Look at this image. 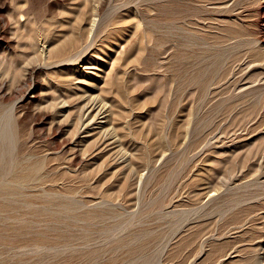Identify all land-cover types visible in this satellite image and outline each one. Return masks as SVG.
Returning <instances> with one entry per match:
<instances>
[{
	"label": "rangeland",
	"instance_id": "obj_1",
	"mask_svg": "<svg viewBox=\"0 0 264 264\" xmlns=\"http://www.w3.org/2000/svg\"><path fill=\"white\" fill-rule=\"evenodd\" d=\"M18 2L19 4L23 2L22 4H25L27 9L26 12H22V16L20 13H18V16V14L14 11V8L17 6L16 4H18ZM97 2L98 0H7V7L0 10V23L4 24V27L6 28V32L0 36V75H2V77L4 76L6 83L5 89L7 90L13 88V79L15 80L21 76L20 72L22 70L19 69H22L24 64H26L27 62V57L25 54H23V50H27V48H25V46L27 47V45L23 41L24 34L25 32H27L25 31L26 27L22 25L23 30L21 31L22 26L20 27V29L17 25H15V18H17L15 16L29 17L31 22L33 20L31 26L40 27L41 29H43V31H45L44 34L48 31V33L45 34L44 39H42V41L45 40L43 44L44 51L49 48V46H47L49 41H47L46 39L49 34L53 36L56 35L58 37L63 35L64 37L68 33H77L80 29L79 27L74 28L73 24L77 22L79 18V23L82 21V23H80L82 26H86L87 22H91L90 20L92 17L98 18H95L96 22H102L101 30L95 35V37L94 35L92 36V32H90L91 36H89V39H92V41L94 42H92L88 52L89 55L85 57L86 59H84V61H80L78 63H56V65L55 63H51L52 66L50 65V63H47L48 61L43 62V64H47L46 66H43V69L39 74V95L37 94L28 102H26V100L19 101V99H15L16 95H14V93H10L11 101L9 98L5 101H0L1 103H3V105L0 103V132H4V129L7 133V137L5 135L4 137L3 135L1 136L0 133V145H4V148H6V145H9L11 151L13 150L14 152H11L8 146L6 148V152H11V156H14V154L16 153L15 160L21 158L23 162H26L28 160L29 162H32L34 161V159H43V167L41 168V171L43 173L41 174L40 171L39 173H37V175L34 174L33 176H30L31 178L28 177L27 179L23 180V184L27 189L29 188L28 190H26L24 186V190H22L24 192L25 199H27V202L25 201L26 204H23L22 202H20L21 200H18L19 205H17L16 211L17 209L19 211H14L12 212V214L9 213V211H5L0 208V227H2L1 230H4L5 228V233L3 232V230L2 233H0L2 235L13 236L12 233H14V230H11V227L13 228V226L17 223L16 215H23L27 219L28 215L31 213V215L29 216L30 218L28 217L29 220H33V222H31L33 225L31 227L33 228L31 229V231H35L37 229L36 231L40 230L44 232L46 236H53L60 233L62 235H65L66 239L69 240L68 234L74 232L75 230L76 235L85 236L82 235V233L85 234L86 232V234L88 233L86 236H89L90 238L86 239L88 242L80 240H75L74 242L69 240V243L67 240L64 241L65 237H62L60 238V240H57L58 242H51L50 240V243L48 238L45 236L47 239L44 238L40 240V243H44L46 246L44 244L41 245L39 243V240L37 242L33 241L32 243V239L30 242L29 239L25 241V243L28 242L27 244L22 243L21 246H16L14 244L10 245L8 242H5L1 239L0 264H119L120 262L116 260L117 245L114 243V240H110L109 237L117 236L121 232L118 229L114 232L112 228L109 229V227L111 226H107L109 222H107L108 224H104V219H98V221L92 220V228H90L89 226L88 229L84 226L81 227V223L77 225L73 224L71 225L72 227H67L66 223L68 225L69 219L67 218H69L68 213L70 212V209H67L68 206H66V204L69 205L68 208H71V205L69 203L70 200H68V197L69 199H71L72 197L74 198V196L75 199H81L86 203L88 201L85 199L94 198V201H99L100 197L114 198V196L117 197V195L119 194L126 196V194H128L129 192L128 189L131 186H125L126 179L123 178V174L128 168L130 161L137 162L141 157L143 158H141L139 161H143L144 163L147 162L145 164L147 166L143 165L142 169L139 170L140 174L142 173V180L137 181V187H141L144 182L146 183L148 181L146 183L148 188L146 192L148 193V195L146 192L144 194L142 192L143 195L141 194L142 196L140 201H142L143 199L145 201H148L149 199L150 200L148 202H145L147 204L144 203L143 205L141 203L140 206L143 207H140L139 205L138 207L134 206L138 211L136 213L133 226L140 228L141 225L143 227V225L147 224L148 226L144 227H146L147 229L149 228L150 231H158L161 228L164 230V236L166 237H164L166 239V241H164L165 243L167 242V240L169 241L163 248L162 253L156 250L159 254L161 253V260H165L163 263L183 264L185 262L184 264H199L201 260L200 264H216V262L217 264H240V258H242L243 255L242 253L245 252L243 250L245 244L243 245V243H241L242 241L238 240L237 241L239 243L232 240L234 244H231L230 239L233 238V233L229 230V226L226 223V220L228 218V210L222 209L220 211L215 207L219 206L222 199H224L222 198V195L225 197L228 194V86L230 81V72L235 68H238L239 64L240 68L247 67L246 72L242 73L241 78L243 79L241 81L254 79L252 83L257 84V80H255V72L264 67V7L260 6V0H106L104 5L101 6V9L96 12L95 8H97ZM11 14L12 16L13 14L15 15L11 17ZM42 17L45 19H42ZM45 22L47 23V27L44 26L46 25ZM43 23L44 25H42ZM48 23L49 25L51 23V25L48 26ZM49 27H51V29ZM18 30L21 32H19ZM116 32L118 34H116ZM16 37L19 38L17 39ZM115 40L117 42H115ZM1 43H9L11 47L5 48L3 47V45H1ZM104 43L105 46L108 44L112 45L111 48H109L111 57L102 58L103 66L96 65L95 67L96 63L94 62V60H96L97 58H101V54L98 53H102ZM223 43L225 44L223 45ZM41 47L42 42H39V44H37L35 47L38 52H36L37 55L36 53H34V55L37 56L38 61L41 60ZM2 51L5 52L3 53ZM44 53L45 52H43V54ZM29 55L31 56L33 55V53H29L28 56ZM91 55H93V59L92 57L88 58ZM150 58H152L153 60L152 63L148 61V59ZM249 60L250 62H247ZM8 61L9 63H7ZM12 62H16V64H13ZM7 64L11 66L9 67ZM18 67L20 68L18 69ZM6 68L7 70H9L7 71ZM50 69H52V71ZM6 71L10 74L6 73ZM16 71H18L17 74ZM72 71L80 76H83L82 74L84 71L90 74L98 71L96 73L98 77L96 81L100 82L98 84L90 86L91 88H88V92L86 91L87 93L85 92L84 94L85 97H93L94 99L102 97L101 102H104L106 104L104 105V108H108L107 103H109L108 109H110V111L112 109L111 112L120 110L119 112H121V114L123 113L119 121L112 120V123H108L102 126V131L104 129L108 133V136L106 137H111L112 135H114L115 138L116 136H121L120 138L122 140L128 139L130 136L124 134V132H126V130L124 129V124L125 126L128 124L127 127L130 129L127 130L130 133L134 129L142 127L145 132V143H138L139 145L136 144L133 148V146L130 147L129 145H126V143H124L120 139V145H117V143L119 142L110 144L109 146L103 144V146L101 145L102 147L100 149L97 148L91 150L90 153L89 150L86 152L81 151L84 150V148L82 149V147L79 145L76 146L78 148L77 151L80 154L85 152V154H82V156L84 157L81 163H79L80 165L75 166V169H67L68 167H66V163L70 157L67 158L66 156H72L71 154L74 149L70 150L69 147L71 146H68V148L65 147L63 150H61V140H58L54 145H48L45 141H43V137L38 135V133L33 134L30 129V125L32 122H23L21 120L22 114H24V112L21 111V108H25L28 106L31 109H35L38 108V106H48L49 108L51 107L50 110L52 109L51 111H53V113L51 112V118L64 119V115L61 110L64 109V112L66 114L67 109H70V104H68V102L70 103V101L67 102V99H65V97L68 96V89L66 90V82L64 83L66 79L64 77L69 72L72 73ZM107 71L111 74H115L114 77L115 79H117V85L112 87L118 89L119 93V98L115 99V103H113L111 99H109L104 94H100L98 90L99 84L101 85L102 81L106 78ZM196 72H198L196 78L194 80H189V77ZM7 74L8 76L6 77ZM50 74L52 75L50 76ZM60 74L64 75V77ZM53 75L54 77H52ZM12 77L13 79H11ZM75 81L77 82V80ZM201 82H203V85L205 84L203 87L201 85ZM72 87L75 89L76 93L80 94L84 91L80 84H72ZM20 90L23 91L24 89L21 88ZM30 91L31 89H27V91L25 92L27 94H31L32 92ZM52 94L57 95L53 96ZM58 94H60V96ZM251 94H248L250 95V101H252L250 102L251 105L249 103L250 106L248 107V110L256 111L258 108L260 110H264V105L262 102V100L264 99V87L259 88L258 90H256V92H253ZM51 98H53V100ZM67 98L69 100V96ZM56 99L59 100L56 101ZM63 99H65L66 101H64ZM50 101L53 103H51ZM9 102L12 103L9 104ZM20 102L23 104L22 107H17L16 109L13 108L10 110L12 104H17ZM44 102L46 103L44 104ZM7 103L9 104V106L7 105ZM49 103L51 104L49 105ZM7 107L8 109H5ZM1 108L3 109L2 111ZM7 110H10L9 113L11 114H9ZM105 114L106 112L98 114V116H96L94 119L95 121H91V126H98V124L95 123L96 121L100 122L102 120L100 123H103L106 118L103 119L100 116ZM9 115L16 117L13 118ZM113 121L115 122V124H113ZM8 122L9 124H6ZM119 124L120 127H118ZM2 125H9V128L6 127L5 129V127H3ZM48 125L49 124L47 123L46 127H48ZM111 125H113L114 127ZM27 133H30L31 135L28 134L27 136ZM110 134L112 135L109 136ZM121 134H124V136ZM11 135L13 138L11 137ZM90 135L91 134L89 132H83L81 129V132L78 133L76 139H84L86 137L88 138L90 137ZM110 139L112 140L114 138ZM12 143L14 144L12 145ZM23 147L26 149H24ZM4 148L3 151L5 152ZM43 149L46 153L42 152ZM49 149L52 151H50ZM46 150H49V152H47ZM64 152L66 153L65 155ZM130 152H133V154ZM91 153L92 155H90ZM113 154L116 155L117 158ZM120 154H122L124 157H119ZM57 155H59L60 157ZM41 156H44V158H41ZM54 156L56 157L54 158ZM126 157L130 160L123 161V159ZM23 158L24 160L26 158V160L24 161ZM31 159L32 161H30ZM125 163L127 165L123 167V164ZM8 164L10 163L8 162L2 164V162L0 161V185L3 183V181L10 180L6 178L5 173L13 168V163H11L12 167ZM49 166L51 168L56 167V169L53 168V170L55 169L54 171L56 172V174L51 168H48ZM1 168L6 171H2ZM45 169H47L46 171H48V174ZM79 169L82 171H79ZM64 170H66V173L64 172ZM86 170H88L89 173ZM83 171H85L87 174H85V172ZM59 172L61 173V175L63 173L69 174L65 175V178L64 175H62L61 177V175H59ZM72 172H74L73 175ZM44 173H46L47 175ZM81 173H83L85 176H83V174L81 175ZM47 176L51 178H48ZM73 176H75V178ZM3 177L5 178L3 179ZM58 177L60 178L58 179ZM31 179H36L34 182L37 184L33 183ZM48 179L50 180L48 181ZM51 179L55 181H51ZM71 179L74 180L72 181ZM88 179L89 182L91 181L89 184L87 182ZM38 180L40 181V183ZM54 182L55 184H52ZM221 182L222 185H225H223V189H218L219 191H217L215 187L217 186V188H219L220 186H222ZM94 184H96V186ZM27 185H29V187ZM46 185H49L50 187H46ZM152 185H154V187H152ZM34 187L38 189H35ZM42 187H44L45 189ZM52 188H54L55 190ZM44 190L47 191L45 192ZM52 190H54L55 192L59 190V193L56 192V194H54L55 192H52ZM223 190L225 191L226 195H224ZM26 191L30 192L32 195H29L30 193H26ZM33 192L34 194H36L34 195ZM40 192L43 193V197ZM47 192L50 193L48 194L49 198L47 197ZM106 192L108 194L111 193L110 196ZM103 193L105 194V196ZM10 194L0 192V200L5 199L4 197H6L7 195V197L10 198L13 197V195L15 196V194L13 193ZM26 194H28L27 197ZM58 194L62 196L60 197ZM68 194L69 196H67ZM99 194H102L103 196H100ZM37 195H39L40 197ZM106 195H108L109 197H107ZM32 196L34 197L35 201L32 200ZM53 196L56 199H54ZM35 197L37 198V200ZM50 197L52 198V200ZM28 198L30 200H28ZM58 198L62 199L59 200ZM42 200L48 203L50 208L46 206L47 204H45V202L43 203ZM47 200H49L50 202ZM32 201L36 204H40L41 201L42 203L40 205H36ZM65 201H67L68 203L66 202L65 204ZM159 201L160 204H158ZM198 201L203 204L199 203ZM31 202L35 205V207L32 206ZM161 202L163 203V205H165V207L163 205L161 206ZM167 202L171 204H168V206ZM79 204L80 203H77V205ZM60 205L63 206L61 207ZM200 205L204 206L200 207ZM157 206L161 207L158 208ZM38 207H41L40 209L44 213L41 212ZM23 208L26 211L30 209V212L27 211L26 213ZM35 208H37L39 211L37 209L35 211H32ZM46 208H49V210H47ZM215 209L217 211H214ZM169 210H171L172 213ZM45 211L48 212L46 213ZM40 212L43 216L40 215ZM139 213L141 214L139 215ZM144 215H146V217H144ZM170 215H173V217ZM176 216L178 217V219H182L181 221L183 222H180V220V223H177L178 220L174 221V218L175 220L177 219ZM46 218L47 220L45 221ZM225 218L226 220H224ZM61 219H63V223L65 221L66 222L63 224L62 221H60ZM143 219L144 222L147 223H144ZM12 222L15 224H12ZM138 223H140L141 225H135ZM182 223L183 225L185 224L184 227H182L183 225H180ZM44 224L46 225V227ZM224 224L225 226H223ZM57 225H59L60 227L62 226V228H59V226L56 227ZM177 225L179 229L175 232L177 236H174L175 234H173V230H171L170 228H176ZM151 226L154 228L152 229ZM158 226H160V228H158ZM54 227L56 231L60 232L57 233ZM69 227H71L72 229ZM107 227L108 229H106ZM100 229L103 232H101L102 234L98 233ZM111 230L113 233L111 232ZM9 231L11 232V234ZM171 231L172 235L170 236L169 234H171ZM197 231L201 232H199V240L196 239L198 238V233H196ZM7 232H9V234ZM205 232L207 233V235ZM95 233H97V235H95ZM93 234L95 235V238L93 237ZM106 235L107 239H105ZM203 238L205 241L203 240ZM97 239H99L100 242L97 241ZM192 240L194 242H192ZM59 241L60 243L63 242L65 244L62 245V243L60 244ZM182 241H184V243H181ZM37 243L39 244L37 245ZM185 243H188V248L184 246ZM224 243H226V245L228 244V247ZM217 244H220L221 247L220 245L217 246ZM178 245L179 247L183 248V251L181 249L182 252L179 250L180 248L178 247ZM192 245L194 247H191ZM25 246L28 248H26ZM84 246H87V248ZM11 247L13 249H11ZM47 247H50V250H48ZM201 247L203 251L201 250ZM240 247L242 248L240 249ZM84 248H86V250ZM214 248H217L218 250H215ZM71 249H76V251L78 252L72 251ZM221 249L225 250L222 251ZM88 250H93L92 255L87 253L84 254V252L86 251L89 252ZM178 250L180 251V253ZM190 250H192L193 252L191 253ZM80 251L83 255L79 253ZM213 251H221L223 255L221 253H213ZM211 252L213 255H211ZM225 252L227 254H224ZM195 253L198 255L197 257L196 255H194ZM191 254H193L195 258ZM218 254H221V256H219ZM90 255L93 256V259ZM208 255L210 257L212 256V259L210 258L211 260L209 259ZM217 255L219 258H221L222 262L217 257ZM86 256L91 258H88ZM180 257L186 258L185 261ZM186 260L189 262L187 263ZM212 260H214L215 262H213ZM126 261H122L121 263L127 264ZM154 263H156V261Z\"/></svg>",
	"mask_w": 264,
	"mask_h": 264
},
{
	"label": "bare ground",
	"instance_id": "obj_2",
	"mask_svg": "<svg viewBox=\"0 0 264 264\" xmlns=\"http://www.w3.org/2000/svg\"><path fill=\"white\" fill-rule=\"evenodd\" d=\"M9 1V0H8ZM97 1V0H96ZM218 1V0H217ZM24 2V1H23ZM22 2V3H23ZM106 2V0H98L97 2V8L96 9V12L98 10L101 9V6L104 5V3ZM9 3V2H8ZM7 3V0H1L0 1V10L2 9H5L8 5ZM18 2V4H16L17 8L15 7L14 8V11L15 13H20L21 16L23 15L22 12H26V6L25 4H22ZM213 4V3H212ZM216 4V3H215ZM15 5V4H14ZM260 6L264 7V0H260ZM95 12V11H94ZM93 14V13H92ZM15 14H13L14 16ZM12 14H11V17H13ZM19 16V14H18ZM18 16H15L17 18H15V25H17L19 28L23 25L25 26L27 32H25L24 34V38H23V41L24 43H26L27 47L25 46V48H27L26 51L23 50V54L26 55V64H24V66L22 67V69H19L20 67H18L19 70H22L20 72L21 76L18 77L17 79H13V77L11 79H13V88L12 89H5V79H4V76L2 77V75H0V101H5L6 99H10V93H14V95H16V98L15 99H19V101H25L28 102L32 97L36 96L37 94L39 95L38 93V88H40V82H39V74L41 73L42 69H43V66L47 63H64V62H71V63H78L80 61H84V59H86L85 57H87L88 52H89V48L92 44V39H89L91 36L90 35V32H92V36L95 35L101 30V26H102V22H96L95 21V18H91V22H87V25L86 26H82L80 23H82V21L79 23V19L77 20V22H75L73 24L74 28H77L79 27V31L77 33L75 32H72V33H68L66 34L64 37H63V32H62V36L58 37V36H53V35H50L47 36V41H49L48 45L49 48L47 50L44 51L43 49V44L45 42V40L42 41V39H44L45 37V34L48 33V31L44 34L45 31H43V29H41L40 27L38 26H31L32 25V22L30 21L29 17H18ZM95 16V15H94ZM85 17V16H84ZM83 18V17H82ZM32 19V17H31ZM41 19V18H40ZM42 19H45L42 17ZM98 19V18H97ZM96 19V20H97ZM35 20V19H34ZM39 20V19H38ZM47 22V21H46ZM45 22L46 25H44V23L42 25H44L45 27H47V23ZM74 22V21H73ZM38 23V22H37ZM7 24V23H6ZM61 24V23H60ZM59 24V25H60ZM79 24V25H78ZM14 25V24H13ZM51 25V23H50ZM49 23H48V26H50ZM62 25V24H61ZM72 25V24H71ZM71 25H70V28H71ZM81 25V26H80ZM7 26V25H6ZM23 26H22V29L21 31L23 30ZM15 27V26H14ZM51 29V27H49ZM55 28V27H54ZM53 28V30H54ZM19 29V30H20ZM83 29V30H82ZM18 30V31H19ZM63 30V29H62ZM19 31V32H21ZM6 32V28L4 27V24H1L0 23V36L3 35L4 33ZM51 32V31H50ZM112 32V31H111ZM114 32V31H113ZM16 33V32H15ZM24 33V32H22ZM58 33V32H57ZM56 33V34H57ZM110 33V32H109ZM115 33V32H114ZM19 34V33H18ZM116 34H118L116 32ZM20 35V34H19ZM60 35V34H59ZM112 35V34H111ZM13 36V35H12ZM23 37V36H22ZM113 37V36H112ZM17 38V37H16ZM15 38V39H16ZM19 38V37H18ZM17 38V39H18ZM50 38V39H49ZM116 38V37H114ZM7 39H8V36H7ZM6 40V39H5ZM39 42H42V49L40 50V57H41V60L38 61L37 59V56L34 55V53L38 52L37 49L35 48L37 44H39ZM115 42H117L115 40ZM161 42V41H160ZM221 42V41H220ZM219 42V43H220ZM107 44V43H106ZM225 43H223L224 45ZM1 45H3V47L5 48H8V47H11L9 43H1ZM14 45V44H13ZM24 45V44H22ZM103 50H102V53H98V54H101L100 57L101 58H97L96 60H94V62L96 63L95 64V67L96 65H99V66H103V59L102 58H110L111 57V53H110V49L111 48V44L109 45H106L105 46V43L103 44ZM220 45V44H219ZM18 46V45H17ZM39 46V45H38ZM22 47V46H21ZM100 47V46H99ZM98 47V48H99ZM221 48V47H220ZM11 49V48H10ZM40 49V48H39ZM219 49V48H218ZM217 49V50H218ZM222 49V48H221ZM2 50V49H1ZM101 50V49H100ZM224 50V49H223ZM228 50V48H227ZM1 52V51H0ZM3 52V51H2ZM5 52V51H4ZM3 52V53H4ZM43 52H45L43 54ZM95 52V51H94ZM221 52V51H220ZM21 53V52H20ZM29 53H33V55H29ZM96 53V54H97ZM22 54V53H21ZM20 54V55H21ZM93 54V53H91ZM18 55V56H20ZM37 55V53H36ZM95 55V54H93ZM93 55L89 56L88 58L92 57V59L94 58ZM219 55V54H218ZM5 57V56H4ZM3 57V58H4ZM2 60V59H1ZM5 60V59H4ZM16 60V59H15ZM44 60V61H42ZM7 61V60H6ZM13 61V60H12ZM19 61H20V58H19ZM24 61V60H23ZM22 61V62H23ZM42 61V62H41ZM48 61V62H47ZM148 61H150V63L153 62L152 58L148 59ZM3 62V61H2ZM14 62V61H13ZM12 62V63H13ZM21 62V63H22ZM43 62H47L46 64H43ZM247 62H250L247 61ZM9 63V61L7 62ZM87 63V62H86ZM114 63V62H113ZM149 63V64H150ZM5 64V63H4ZM13 64H16L13 63ZM94 64V63H93ZM8 65V64H7ZM115 65V64H114ZM248 65V64H247ZM9 66V65H8ZM11 66V65H10ZM9 66V67H10ZM13 66V65H12ZM22 66V65H20ZM48 66V65H47ZM52 66V65H51ZM236 66V65H235ZM234 66V67H235ZM240 64L238 65V68H235L234 70H232L230 72V81H229V86H228V194L226 195L225 194V191L223 192L224 195H226L225 197L222 195V201H221V204L217 207H215L217 210H228V218L226 220V218L224 220H226L228 226H229V230L233 233V238H231V244L233 245L234 242L233 241H242L241 243H243V245L245 247H243V251L244 253H242V258H240V264H264V110H260L259 108L256 110V111H252V110H248V107L251 105L250 102V95L248 94H251L253 92H256V90H258L259 88H263L264 87V67L259 69L258 71L255 72V75H256V78L255 80H257V84H253L252 81L254 79H251V80H245V81H241L243 78H241L242 76V73L243 72H246L247 70V67H243V68H240L239 67ZM7 67V68H9ZM49 67V66H48ZM6 68V70H7ZM14 68V67H13ZM1 69V68H0ZM67 69V68H66ZM113 69V67H112ZM115 69V67H114ZM9 70V69H8ZM7 70V71H8ZM52 71V69H50ZM54 70V69H53ZM72 70V69H71ZM111 70V69H110ZM199 70V69H198ZM3 71V70H1ZM6 71V73H8ZM12 71V70H11ZM15 71V70H14ZM46 71V70H45ZM66 71V70H65ZM13 72V71H12ZM49 72V71H48ZM67 72V71H66ZM98 71H95L93 74H90V73H87V72H83V76H80V75H77L75 72L72 71L69 72L68 74H66V76L64 77V75H61L63 76L66 81H64V83L66 84V90L68 89L67 93H68V96H69V100H68V96L65 97V99H67V102L70 101V103L68 102V104H70V109L68 110L67 109V112L65 114V110L62 109L61 112H63V115H64V119H55V118H51V112L53 113V111L50 110V108L48 106H44V107H39L38 108H35V109H31L30 107H25V108H21L22 112H24V114H22V118L21 120L23 122H27V121H30L32 122L31 125H30V129L31 131L33 132V134L35 133H38V135H40L41 137H43V141L46 142V144L48 145H54L58 140H61V150H63L65 147L68 148V146H71L69 147L70 150H73L74 151L72 152V156H66L67 158H69L67 160V163H66V167H68L67 169H71V168H76L75 166H79L83 159L84 156H82V154L86 151L89 150V153L91 150H94V149H97V148H101L103 146V144H106V145H110V144H113V143H116V142H119L117 143V145L121 144L120 142V137L121 136H115L110 134L109 136L111 137H106L108 136L106 130L103 129L102 131V126H104L105 124H108V123H112V120H115V121H119V119H121V112L119 111H114V112H111L109 108V103L108 104V108H104V105H106L104 102H101L102 100V97L100 98H97V99H94L93 97H85V92L88 90V88L90 89L92 85L94 84H98L99 82L96 81L98 79L97 77V73ZM113 72V71H112ZM199 72V71H198ZM198 72L196 73H193V75H191L189 77V80H194L198 74ZM14 73V72H13ZM18 73V71H16V74ZM45 73V72H44ZM47 73V72H46ZM50 73V72H49ZM48 73V75H49ZM53 73V72H52ZM1 74V73H0ZM10 74V73H8ZM8 74L6 75V77L8 76ZM13 75V74H12ZM19 75V74H18ZM52 74H50L51 76ZM105 75V74H104ZM115 74H111L107 71L106 73V78L102 81V84L100 85L99 84V87H98V90H99V93L100 94H104L105 96H107L109 99H111V101L113 103H115V99H118L119 98V93H118V89H115V88H112L114 86L117 85V79H115ZM54 77V75L52 76ZM42 78V77H41ZM104 78V77H103ZM229 78V77H228ZM10 79V80H11ZM43 79V78H42ZM51 79V77H50ZM77 80V82L75 81ZM89 80V82H88ZM7 81V80H6ZM12 81V80H11ZM11 81H10V84H11ZM92 81V83H91ZM50 83V82H49ZM83 83V84H82ZM12 84V85H13ZM72 84H80L81 87L84 89L83 92H81L80 94L79 93H76L75 92V89L72 87ZM61 85V84H59ZM201 85L202 87L205 85H203V82H201ZM10 87V85H9ZM58 87V86H57ZM7 88V87H6ZM21 88H23L24 90H20ZM27 89H31L30 92H32L31 94H27L25 91H27ZM55 89V88H54ZM19 91V92H18ZM52 92V91H51ZM88 92V91H87ZM86 92V93H87ZM53 93V92H52ZM99 94V96H100ZM51 95V94H50ZM53 96L57 95V94H52ZM60 96V94H58ZM253 95V94H251ZM62 96V94H61ZM106 97V98H107ZM14 99V100H15ZM53 100V98H51ZM55 99V98H54ZM65 99H63L64 101H66ZM86 99V100H85ZM99 99V100H98ZM16 100V101H17ZM59 100V99H56V101ZM62 100V99H60ZM11 101V99H10ZM13 101V100H12ZM55 101V100H54ZM25 102V103H26ZM32 102V101H31ZM47 102V101H46ZM44 102V104L46 103ZM51 102V101H50ZM66 102V103H67ZM82 102V103H81ZM263 102V105H264V99L262 100ZM1 103V102H0ZM12 102H9V104H11ZM53 103V102H51ZM49 103V105L51 104ZM64 103V102H63ZM250 103V105H249ZM3 105V103H1ZM0 104V105H1ZM6 104V102H5ZM4 104V105H5ZM9 104L7 103V105L9 106ZM59 104V103H57ZM67 104V105H68ZM22 103H17V104H12L11 105V109H16L17 107H22ZM48 105V104H46ZM53 105V104H52ZM56 105V104H55ZM43 106V104H42ZM54 106V105H53ZM58 106V105H57ZM112 106V105H110ZM6 107V106H5ZM53 108V107H52ZM113 108V107H112ZM5 109H8L5 108ZM54 109V108H53ZM3 109L1 108V111ZM9 110V111H10ZM56 110V109H55ZM8 111V110H7ZM8 111V113H9ZM57 111V110H56ZM4 112V111H3ZM12 112V111H11ZM106 112L105 115H101L100 117L101 118H106V120L103 121V123H100L99 121H96L95 123L98 124V126H91V123L93 122L92 120L95 119L96 116H98V114H102ZM111 112V113H110ZM6 113V112H5ZM56 113V112H55ZM11 114V113H9ZM19 114V113H18ZM1 115V114H0ZM6 115V114H5ZM55 115V114H54ZM10 116V115H9ZM12 116V115H11ZM10 116V117H11ZM8 117V116H7ZM6 117V118H7ZM13 117V116H12ZM16 117V116H15ZM13 117V118H15ZM18 117V116H17ZM54 117V116H53ZM3 118H4V115H3ZM2 119V118H1ZM5 120V119H4ZM7 120V119H6ZM92 121V122H91ZM95 121V120H94ZM3 123V122H2ZM47 123L49 124L48 127H46ZM6 124H9L6 123ZM113 124H115V122L113 121ZM22 125V124H21ZM128 125V124H127ZM127 125L125 126L124 124V129L126 130V132H124L125 135L127 136H130L128 139H121L124 143H126V145H129L130 147L138 144V143H142L145 141V132L144 130L141 128H136L134 129L133 131H131V133L128 131L130 128L127 127ZM3 126V125H2ZM9 126V125H8ZM8 126H3L5 127H8ZM113 126V125H111ZM1 127V125H0ZM11 127V126H10ZM114 127V126H113ZM118 127H120V124L118 125ZM122 127V125H121ZM131 127V126H130ZM9 128V127H8ZM3 129V128H2ZM12 129V128H11ZM29 129V128H28ZM81 129L83 132H89L91 135L90 137H86L84 139H76L77 138V135L79 132H81ZM112 129V127H111ZM117 129V128H116ZM123 129V128H122ZM128 129V130H127ZM133 129V128H132ZM131 129V130H132ZM8 130V129H7ZM25 130V129H24ZM118 130V129H117ZM116 130V131H117ZM209 130V129H208ZM4 132H0L1 133V136L4 135L6 136V131L3 129ZM105 131V132H104ZM122 131V130H121ZM9 132V131H8ZM19 132V131H17ZM16 132V133H17ZM28 132V131H26ZM21 133V132H19ZM31 133V132H30ZM30 133H27V136L28 134ZM111 133V132H110ZM11 134V133H10ZM124 134H121L124 136ZM13 135V133H12ZM11 135V137H12ZM31 135V134H30ZM9 136V135H8ZM15 136V135H14ZM23 136V135H22ZM21 136V137H22ZM26 136V135H25ZM126 136V137H127ZM7 137V136H6ZM10 137V136H9ZM124 137V138H126ZM13 138V137H12ZM27 138V137H25ZM82 138V137H81ZM110 138H114V139H110ZM123 138V137H122ZM1 139V137H0ZM24 139V138H23ZM12 140V139H11ZM35 140V139H34ZM10 141V140H9ZM22 141V140H21ZM1 142V140H0ZM4 142V141H3ZM7 142V141H6ZM9 143V142H8ZM18 143V142H17ZM30 143V142H28ZM32 143V142H31ZM41 143V142H40ZM145 143V142H144ZM3 144V143H2ZM14 143H12L13 145ZM81 146L82 149L84 148V150H81V151H85V152H81L82 154H80L77 150L78 148L76 146ZM102 145V146H101ZM139 145V144H138ZM4 146V145H3ZM3 146L0 145V161L2 162V164H5V163H10L8 165L11 166V163H13V168H11L10 166V170L7 171L5 173V176L7 179H10L9 181H3V183L0 185V192L1 193H5V194H10V193H13L15 194V196L13 195V197H4L5 199L3 200H0V208L2 210H5V211H9V213L12 214V212L16 211V208H17V205L18 204V200L20 202H22L23 204L25 203V201L27 199H25L24 197V192L22 190L23 187L25 186L23 184V180L27 179L28 177L30 176H33L34 174L37 175V173H39L41 171V168L43 167V159H34V161H32V159L30 161L32 162H29L26 161V162H23L21 158L16 159L15 157V154L14 156L12 155L11 156V152H14L13 150L11 151V148L9 147V145H6V148L7 146L10 148V153L6 152V148H4ZM27 146V145H26ZM32 146V145H31ZM37 146V145H36ZM45 146V145H44ZM59 146V145H58ZM16 147V146H14ZM21 147V146H20ZM33 147V146H32ZM80 147V148H81ZM107 147V146H106ZM119 147V146H118ZM3 148L5 149V152L3 151ZM24 148V147H23ZM43 148V147H42ZM57 148V147H56ZM60 148V147H59ZM105 148V147H104ZM26 149V148H24ZM35 149V148H34ZM38 149V148H37ZM98 149V150H99ZM129 149V148H127ZM131 149V148H130ZM23 150V149H22ZM30 150V149H29ZM40 150V149H39ZM50 150V149H49ZM49 150L47 152H49ZM56 150V149H54ZM58 150V149H57ZM16 151V150H15ZM24 151V150H23ZM32 151V150H31ZM34 151V150H33ZM37 151V150H36ZM41 151V150H40ZM45 150L43 149L42 152H44ZM52 151V150H50ZM102 151V150H100ZM129 151V150H128ZM54 152V151H53ZM71 152V151H70ZM96 152V151H95ZM94 152V153H95ZM99 152V151H98ZM125 152V151H124ZM123 152V154H124ZM40 153V152H39ZM46 153V152H44ZM60 153V152H59ZM127 153V152H126ZM133 154V152H130ZM13 154V153H12ZM24 154V153H23ZM31 154V153H30ZM34 154V152H33ZM42 154V153H41ZM62 154V153H61ZM60 154V155H61ZM66 153L64 152V155ZM68 154V153H67ZM18 155V154H17ZM29 155V154H27ZM26 155V156H27ZM40 155V154H39ZM54 155V154H53ZM89 155V154H88ZM92 155V153L90 154ZM114 155V154H113ZM112 155V156H113ZM25 156V155H24ZM32 156V155H31ZM45 156V155H44ZM44 156H41V158H44ZM59 156V155H57ZM116 156V155H114ZM123 155L120 154L119 157H122ZM140 156V155H139ZM30 157V156H29ZM34 157V155H33ZM52 157V156H51ZM56 156H54L55 158ZM60 157V156H59ZM65 157V158H66ZM88 157V156H86ZM86 157H85V160H86ZM93 157V156H92ZM124 157V156H123ZM141 157V156H140ZM117 158V156H116ZM114 158V159H116ZM139 158V157H138ZM137 158V159H138ZM143 158V157H141ZM141 158L136 159L137 162H132L130 161L129 162V166H128V170L126 169L125 172H124V176L123 178L126 179V182H125V186H131L129 187L128 191V194L125 195H117L114 196V198H104V197H100V200L98 198L99 201H94V198H91V199H85L87 200L88 202L86 203L85 201L81 200V199H75V196L74 198L72 199H69L68 197V200L70 205H71V208H68L69 205L66 204L67 201H65V204L67 207V209L69 210L70 209V212L68 213V216L69 219L68 220V225L66 223V226H71L73 224H79L81 223V227L84 226L85 228L88 229V227L90 226L91 227V223H92V220H96L98 221V219H104V224H106L107 222H109V224L107 226H111L109 227L112 228L113 232L115 230H119L121 233L118 234L117 236H112V237H109L110 240L113 239L114 240V243L117 245V256H116V260H118L120 263L122 261H126L127 264H164L163 262L165 261H162L161 260V253H162V250L163 248L165 247L166 243L169 241L167 240V242L165 243L166 241V237L164 236L165 232L164 230L161 228L160 230L158 231H150L149 228L147 229L146 227L144 226H148L147 224L142 225L140 223L138 224H135V225H141L140 228H137L134 225V219L136 217V213H137V209H135L134 206L138 207V205L140 206L141 203L144 205V203L147 201H145L144 199L142 201L141 200V196L146 192V190L148 189L147 188V182L145 183H141V187H137V181H141L142 180V176L139 172L140 169H142V166L145 165L146 163H144L143 161H139ZM94 159V158H93ZM122 159V158H121ZM4 160V161H3ZM24 160V158H23ZM26 160V158H25ZM24 160V161H25ZM46 160H47V157H46ZM124 160H130L128 159L127 157L123 159ZM57 161V160H56ZM61 161V160H60ZM88 161V160H87ZM116 161V160H115ZM135 161V159H134ZM4 162V163H3ZM58 163V162H57ZM84 163V162H82ZM57 165V164H56ZM127 164H123V167L126 166ZM7 166V165H6ZM48 166V164H47ZM59 166H63V165H59ZM65 166V164H64ZM74 166V167H73ZM147 166V165H145ZM65 167V168H66ZM86 167V166H85ZM48 168H51L50 166ZM56 169V167H53ZM53 168H51L53 170ZM58 168V167H57ZM80 168V167H79ZM2 169V168H1ZM6 169V168H5ZM13 169V170H12ZM54 169V170H55ZM63 169V168H62ZM61 169V170H62ZM82 169V167H81ZM125 169V168H124ZM47 169H45L46 171ZM53 170V172H55ZM78 170V169H77ZM76 170V171H77ZM85 170V169H84ZM1 171V170H0ZM2 171H6V170H3ZM44 171V170H43ZM66 170H64L65 172ZM75 171V170H74ZM79 171H82L79 169ZM88 171V170H86ZM47 174H48V171H46ZM50 172V171H49ZM62 172V171H61ZM69 172V171H67ZM85 172V171H83ZM3 173V172H2ZM43 172L41 171V174ZM58 173V171H57ZM60 173V172H59ZM66 173V172H65ZM63 173L62 175H67ZM74 172H72V175H73ZM89 173V171H88ZM46 174V173H44ZM43 174V175H44ZM46 174V175H47ZM56 174V172H55ZM83 173H81L82 175ZM85 174H87L85 172ZM4 175V174H3ZM61 175V173L59 174ZM57 175V176H59ZM61 175V177H62ZM71 175V173H70ZM69 175V177H70ZM51 176V175H50ZM54 176V175H53ZM52 176V177H53ZM63 176V177H64ZM78 176V175H77ZM76 176V177H77ZM83 176H85L83 174ZM89 176V174H88ZM35 177V176H34ZM40 177V176H39ZM45 177V176H44ZM48 177V176H47ZM56 177V176H55ZM54 177V178H55ZM75 178V176H73ZM92 177V176H91ZM5 177H3L4 179ZM31 178V177H30ZM48 178H51V177H48ZM60 177H58L59 179ZM66 178V176H65ZM78 178V177H77ZM81 178V176H80ZM84 178V177H83ZM90 178V177H89ZM148 178V176H147ZM41 179V178H40ZM39 179V180H40ZM68 179V178H67ZM85 179V178H84ZM87 179V178H86ZM36 179L32 180L33 183H35ZM38 180V181H39ZM43 180V179H42ZM45 180V179H44ZM50 179H48L49 181ZM57 180V179H56ZM72 180V179H71ZM70 180V181H71ZM74 180V179H73ZM72 180V181H73ZM97 180V179H96ZM148 180V179H147ZM226 180V179H225ZM46 181V180H45ZM51 181H55V180H52ZM50 181V182H51ZM65 181V180H64ZM67 181V180H66ZM69 181V180H68ZM82 181V180H81ZM25 182V181H24ZM43 182V181H42ZM41 182V183H42ZM60 182V181H59ZM84 182V181H83ZM86 182V181H85ZM88 184L91 182H89V179L87 180ZM27 183V182H26ZM31 183V182H30ZM40 183V181H39ZM44 183V182H43ZM49 183V182H48ZM67 183V182H66ZM65 183V184H66ZM224 183V181H223ZM23 184V185H22ZM32 184V183H31ZM37 184V183H35ZM47 184V182H46ZM50 184V183H49ZM52 184H55L52 183ZM51 184V185H52ZM57 184V183H56ZM149 184V183H148ZM180 184V183H179ZM30 185V184H29ZM29 185H27L29 187ZM33 185V184H32ZM60 185H63V184H60ZM59 185V186H60ZM91 185V184H90ZM96 186V184H94ZM93 185V186H94ZM221 185H222V182H221ZM225 185V184H223ZM223 185L220 186L222 188H217V186L215 187V189L217 191H219L218 189H223ZM43 186V185H42ZM49 185H46V187H48ZM69 186V185H67ZM94 186V187H95ZM179 186V185H178ZM50 187V186H49ZM150 187V186H149ZM152 187H154V185H152ZM151 187V188H152ZM207 187V186H206ZM211 187V186H210ZM209 187V188H210ZM214 187V186H213ZM212 187V188H213ZM226 187V186H225ZM35 188V187H34ZM40 188V187H39ZM44 188V187H42ZM56 188V187H55ZM64 188H65V185H64ZM68 188V187H67ZM128 188V187H127ZM208 188V187H207ZM25 189L28 190L25 186ZM35 189H38V188H35ZM45 189V188H44ZM48 189V188H47ZM54 189V188H52ZM57 189V188H56ZM70 189V188H69ZM34 190V189H33ZM32 190V191H33ZM43 190V189H41ZM51 190V189H50ZM55 190V189H54ZM52 190V192L54 191ZM63 190V189H62ZM132 190H135V191H132ZM152 190V189H150ZM212 190V189H211ZM214 190V188H213ZM45 192L47 190H44ZM43 191V192H44ZM59 190H57L56 192H58ZM149 191V190H148ZM215 191V190H214ZM35 192V191H34ZM33 192V194H34ZM44 192V193H45ZM49 192V191H48ZM47 192V195L50 194ZM51 192V191H50ZM55 192V191H54ZM56 192L54 194H56ZM61 192V191H60ZM143 192V194H142ZM180 192V191H178ZM206 192V191H205ZM26 193H30V192H27ZM63 193V192H62ZM65 193V191H64ZM67 193V192H66ZM107 193V192H106ZM147 193V192H146ZM227 193V192H226ZM36 194V193H35ZM34 194V195H35ZM39 194V193H37ZM40 194H42V197H43V193L40 192ZM46 194V193H45ZM104 194V193H103ZM108 194V193H107ZM111 194V193H110ZM110 194H108L110 196ZM142 194V195H141ZM181 194V193H180ZM179 194V195H180ZM29 195H32L31 193ZM47 195H44V196H47ZM59 195V194H58ZM65 195V194H64ZM64 195H63V198H64ZM90 195V194H89ZM93 195V194H91ZM100 195V194H99ZM108 195H106L107 197H109ZM148 195V193H147ZM221 195V194H220ZM1 196V195H0ZM11 196V194H10ZM28 196V194H26V197ZM39 196V195H37ZM57 196V195H55ZM60 196V195H59ZM58 196V197H59ZM62 196V195H61ZM60 196V197H61ZM69 196V194L67 195ZM73 196V195H71ZM70 196V197H71ZM100 196H103L102 194ZM105 196V194H104ZM146 196V195H144ZM219 196V194H218ZM33 197V196H32ZM31 197V198H32ZM40 197V196H39ZM49 198V195L47 196ZM95 197V196H94ZM179 197V196H178ZM13 198V199H12ZM36 198V197H35ZM51 198V197H50ZM54 199H56L54 196H53ZM67 198V197H66ZM65 198V199H66ZM79 198V197H78ZM90 198V197H88ZM215 198V197H214ZM39 199V198H38ZM46 199V198H44ZM43 199V200H44ZM59 199V198H58ZM62 199V198H61ZM59 199V200H61ZM164 199V198H163ZM217 199V198H216ZM28 200H30L28 198ZM34 200V197L33 199ZM37 200V198H36ZM42 200V201H43ZM50 200V199H49ZM47 200V201H49ZM52 200V198H51ZM116 200V201H114ZM139 200V201H138ZM150 200V199H149ZM148 200V201H149ZM213 200V199H212ZM215 200V199H214ZM35 201V200H34ZM41 201V203H42ZM147 201V202H148ZM27 202V201H26ZM33 202V201H32ZM31 202V203H32ZM45 201H43L44 203ZM50 202V201H49ZM61 202V201H60ZM162 202H165V201H162ZM161 202V203H162ZM170 202V201H169ZM199 202V201H198ZM29 203V204H31ZM34 203V202H33ZM32 203V206L35 207L34 203ZM40 203V204H41ZM57 203V202H56ZM68 203V202H67ZM77 203H80L79 205H77ZM201 203V202H199ZM26 204V203H25ZM38 204V203H37ZM36 204V205H37ZM38 204V205H40ZM45 204H47L46 206L49 207L48 203L45 202ZM44 204V205H45ZM50 204V203H49ZM55 204V203H53ZM63 204V203H62ZM147 204V203H145ZM160 204V201L159 203ZM166 204V203H164ZM169 203L167 202V205ZM171 204V203H170ZM169 204V205H170ZM203 204V203H201ZM114 207H113V206ZM163 205V203L161 204V206ZM168 205V206H169ZM31 206V207H32ZM45 206V207H46ZM61 206V205H60ZM63 206V205H62ZM61 206V207H62ZM95 206V207H94ZM160 206V207H161ZM165 207V205H163ZM199 206V205H198ZM204 206V205H202ZM200 205V207H202ZM24 207V206H23ZM90 207H93V208H90ZM117 207V208H116ZM134 207V209H133ZM140 207H143V206H140ZM158 207V206H157ZM158 207V208H160ZM21 208V207H20ZM28 208V207H27ZM30 208V207H29ZM39 208V207H38ZM41 208V207H40ZM39 208V209H40ZM50 208V207H49ZM49 208H46L47 210H49ZM24 209V208H23ZM26 209V207H25ZM24 209V210H25ZM37 208H35L34 210L32 211H35ZM61 209V208H59ZM214 210V211H217V210ZM30 210V209H29ZM27 210V211H29ZM38 210V209H37ZM45 210V209H44ZM63 210V209H61ZM60 210V211H61ZM66 210V209H65ZM176 210V209H175ZM174 210V211H175ZM213 210V209H212ZM17 211H19L17 209ZM16 211V212H17ZM26 211V210H25ZM26 211V213H27ZM39 211V210H38ZM41 212H43L41 209H40ZM171 212V210H169ZM213 211V212H214ZM30 212V211H29ZM40 212V213H41ZM46 213L48 211H45ZM62 212V211H61ZM64 212V211H63ZM143 212V210H142ZM1 213V212H0ZM25 213V214H26ZM34 213V212H33ZM44 213V212H43ZM51 213V212H49ZM172 213V212H171ZM175 213V212H174ZM173 213V214H174ZM10 214V215H11ZM22 214V213H21ZM39 214V213H38ZM141 213H139L140 215ZM146 214V213H144ZM170 214V213H169ZM168 214V215H169ZM177 214V213H176ZM5 215V214H4ZM28 215V214H27ZM31 215V213L28 215V217ZM42 215V213L40 214ZM36 216V215H35ZM43 216V215H42ZM50 216V215H49ZM173 217V215H170ZM169 216V217H170ZM175 216V215H174ZM178 216V214H177ZM176 216V217H177ZM27 217H24L23 215L20 216V215H16V220H17V223L16 225L13 226V228L11 227V230L13 229L14 230V233H12L13 236H10V235H2V230L0 227V240H4L5 242H8L10 245L11 244H14L16 246H21V244H27L25 243L26 240H29V242L31 241L32 239V243L33 241L34 242H37L39 240V243H40V240L42 239H47L51 240V242H55L57 241L58 239L60 240V238H64L65 237V240L64 241H68L70 243L69 240L71 241H87L86 239L90 238L89 236H86V232L85 234L82 233V235H85V236H79V235H76L75 233V230L74 232L68 234V237H69V240L66 239V236L65 235H62L58 232L60 231H56L55 227V231L58 233V234H55L53 236H49V235H45L44 232L40 231H31V228L33 225L31 222H33V220H29ZM45 217V216H44ZM47 217V215H46ZM144 217H146V215H144ZM179 217V216H178ZM177 219L175 220L174 218V221H177V223L179 222H183L181 221L182 219ZM30 218V217H29ZM35 218V217H34ZM182 218V217H180ZM40 219V218H39ZM55 219V218H54ZM147 219V218H145ZM170 219H173V218H170ZM38 220V219H37ZM41 220V219H40ZM47 220V218L45 219V221ZM52 220V219H51ZM50 220V221H51ZM56 220V219H55ZM63 219H61L60 221H62ZM66 220V219H65ZM14 221V220H13ZM44 221V220H43ZM59 221V220H58ZM100 221V220H99ZM173 221V222H174ZM66 222V221H65ZM64 222V223H65ZM101 222V221H100ZM99 222V223H100ZM143 222H144V219H143ZM179 222V223H180ZM1 223V222H0ZM3 223V222H2ZM36 223V221H35ZM39 223V222H37ZM41 223V221H40ZM51 223V222H50ZM59 223V222H58ZM57 223V224H58ZM63 223V221H62ZM63 223V224H64ZM98 223V225H99ZM102 223V222H101ZM100 223V224H101ZM144 223H147V222H144ZM169 223V222H168ZM172 223V222H171ZM175 223V222H174ZM176 223V224H177ZM186 223V222H185ZM223 223V222H222ZM9 224V223H8ZM7 224V225H8ZM12 224H15L12 222ZM61 224V223H60ZM62 224V225H63ZM159 224V223H158ZM170 224V223H169ZM226 224V225H227ZM45 225V224H44ZM56 225V224H54ZM53 225V226H54ZM151 225V224H150ZM161 225V223H160ZM167 225V224H166ZM180 225H183L180 224ZM185 225V224H184ZM184 225L182 227H184ZM9 226H12V225H9ZM50 226V225H49ZM59 225H57L56 227H58ZM65 226V227H66ZM96 226V224H95ZM104 226V225H103ZM153 226V225H152ZM151 226V227H152ZM208 226V225H207ZM222 226V224H221ZM225 226V224L223 225ZM37 227V226H36ZM46 227V225H45ZM66 227V228H67ZM72 227V226H71ZM69 227V228H71ZM157 227V225H156ZM190 227V226H189ZM206 227V225H205ZM227 227V226H226ZM4 228V227H3ZM7 228V227H6ZM43 228V227H42ZM49 228V227H48ZM51 228V227H50ZM59 228H62V226ZM65 228V229H66ZM68 228V229H69ZM94 228V227H93ZM104 228V227H103ZM154 227H152L153 229ZM158 228H160V226H158ZM164 228V227H163ZM187 228V227H186ZM8 229V228H7ZM6 229V230H7ZM45 229V228H44ZM53 229V230H54ZM67 229V230H68ZM72 229V228H71ZM108 229V227L106 228ZM104 229V230H106ZM157 229V228H155ZM166 229V228H165ZM171 230H173V234H175V232L179 229L178 225L176 228H170ZM10 230V229H9ZM43 230V229H42ZM57 230H60V229H57ZM64 230V229H63ZM70 230V229H69ZM68 230V231H69ZM103 230V229H102ZM111 230V232H112ZM205 230V229H203ZM210 230V229H209ZM208 230V232H209ZM5 231V228L3 230V232ZM8 231V230H7ZM87 231V230H86ZM91 231V230H89ZM88 231V232H89ZM167 231V230H166ZM185 231V230H184ZM201 231V230H200ZM200 231H197L196 233L199 240V236H200ZM229 231V232H230ZM10 232V231H9ZM9 232H7L9 234ZM71 232V231H70ZM101 229L98 233L102 234L101 233ZM112 232V233H113ZM182 232V231H181ZM200 232V233H199ZM5 233V232H4ZM6 233V234H7ZM49 233V232H47ZM51 233V232H50ZM55 233V232H54ZM63 233V232H61ZM67 233V232H66ZM69 233V232H68ZM152 233V235H151ZM206 233V232H205ZM11 234V232H10ZM91 234V233H90ZM89 234V235H90ZM99 234V235H100ZM107 234V233H105ZM235 234V235H234ZM51 235V234H50ZM67 235V234H66ZM94 235V234H93ZM95 235H97V233H95ZM95 235L93 236L95 238ZM110 235V234H109ZM167 235V234H166ZM170 236L172 235V231H171V234H169ZM179 235V234H178ZM196 235V234H195ZM205 235V234H204ZM207 235V233H206ZM205 235V236H206ZM210 235V234H209ZM232 235V234H231ZM47 238H46V237ZM103 236V235H102ZM174 236H177L176 234ZM203 236V235H202ZM201 236V238H202ZM42 237V238H41ZM165 237V238H164ZM196 237V236H195ZM102 238V237H100ZM169 238V237H167ZM175 238V237H174ZM201 238H200V241H201ZM105 239H107V235L105 237ZM162 239V240H161ZM206 239V238H205ZM229 239V238H228ZM1 240V241H2ZM61 240V241H63ZM95 240V239H94ZM109 240V241H110ZM112 240V241H113ZM165 240V241H164ZM171 240V239H170ZM204 240V238H203ZM3 241V242H4ZM97 241H99V239H97ZM96 241V242H97ZM195 241V239H194ZM192 240V242H194ZM197 241V240H196ZM205 241V240H204ZM237 241V242H238ZM46 242V241H45ZM50 242V243H51ZM58 242V241H57ZM67 242V243H68ZM88 242V241H87ZM100 242V241H99ZM102 242V241H101ZM1 243V242H0ZM37 243V245L39 244ZM43 243V242H42ZM49 243V244H50ZM60 243V241H59ZM62 245H64L65 243L61 242ZM60 243V244H61ZM72 243V242H71ZM79 243V242H78ZM164 243V244H163ZM180 243V242H179ZM181 243H184V241H182ZM180 243V244H181ZM196 243H199V242H196ZM201 243V242H200ZM216 243H220V242H216ZM230 243V242H229ZM239 243V242H238ZM240 243V244H241ZM31 244V243H30ZM36 244V243H35ZM41 244V243H40ZM44 244V243H43ZM41 244V245H43ZM47 244V243H46ZM77 244V243H76ZM84 244V243H83ZM186 244V245H185ZM184 246H186L188 248V243H185ZM191 244H194V243H191ZM222 244V243H221ZM226 245V243H224ZM236 244V243H235ZM8 245V244H7ZM32 245V244H31ZM36 245V246H37ZM45 245V244H44ZM70 245V244H69ZM75 245V244H74ZM78 245V244H77ZM182 245V244H181ZM202 245V244H201ZM200 245V246H201ZM220 245V244H217V246ZM228 245V244H227ZM226 245V246H227ZM237 245V244H236ZM6 246V244H5ZM30 246V245H29ZM33 246V245H32ZM40 246V245H39ZM46 246V245H45ZM50 246V245H49ZM55 246V245H53ZM58 246V245H57ZM61 246V245H60ZM68 246V245H67ZM66 246V247H67ZM73 246V245H72ZM81 246V245H80ZM162 246V247H161ZM183 246V245H182ZM230 246V245H229ZM238 246V245H237ZM8 247V246H7ZM24 247V245H23ZM26 247V246H25ZM83 247V246H82ZM87 248V246H84ZM160 247V248H159ZM179 247V245H178ZM189 247H190V244H189ZM191 247H194L193 245ZM197 247V246H195ZM203 247V246H202ZM202 247H201V250H202ZM221 247V245H220ZM228 247V246H227ZM226 247V248H227ZM232 247V246H231ZM240 247V249L242 248ZM21 248V247H20ZM28 248V247H26ZM31 248H35V247H31ZM50 248V247H49ZM48 247L47 249L50 250ZM58 248V247H56ZM86 248H84L86 250ZM93 248V247H92ZM180 251L182 249L183 251V248L179 247ZM223 248V247H222ZM225 248V246H224ZM230 248V247H229ZM11 249H13L11 247ZM17 249V248H16ZM52 249V248H51ZM78 249V248H77ZM159 249V250H158ZM191 249V248H190ZM193 249V248H192ZM215 250L217 248H214ZM64 250V249H63ZM66 250V249H65ZM72 251H76L71 249ZM81 250V249H80ZM83 250V249H82ZM161 252L160 254L157 252ZM178 250V251H179ZM195 250V249H194ZM218 250V249H217ZM222 251H224L223 249H221ZM231 250V249H230ZM234 250V249H233ZM89 251V250H88ZM156 251V252H155ZM179 251V253H180ZM181 251V252H182ZM191 253L193 252L192 250H190ZM203 251V250H202ZM78 252V251H76ZM83 252V251H82ZM92 251H89V252H84L87 253V254H91L92 255ZM201 252V251H200ZM216 252V253H221V251L217 252V251H213V253ZM228 252V251H226ZM224 253V254H227V253ZM238 252V251H237ZM241 252V251H240ZM81 253V251L79 252ZM158 253V254H156ZM173 253V252H172ZM70 254V253H69ZM82 254V253H81ZM223 255V253H221ZM221 254L219 256H221ZM235 254H236V251H235ZM238 254V253H237ZM83 255V254H82ZM90 255V256H91ZM94 255V254H93ZM168 255V254H167ZM193 257L194 255H196V257L198 256L196 253L193 255L191 254ZM204 255V254H203ZM211 255L212 252H211ZM217 255V257H218ZM240 255V257H241ZM187 256V255H186ZM215 256V255H214ZM213 256V257H214ZM88 257V256H86ZM92 259H93V256H91ZM91 257H88V258H91ZM95 257V256H94ZM168 257V256H167ZM191 257V256H190ZM192 257V258H193ZM207 257V256H206ZM205 257V259H206ZM209 259L211 258L212 259V256L210 257L208 255ZM216 257V256H215ZM169 258V257H168ZM181 258V257H180ZM191 258V259H192ZM195 258V257H194ZM219 258V257H218ZM239 258V256H238ZM91 259V260H92ZM172 259V258H171ZM185 261L186 258H181ZM188 259H189V256H188ZM190 259V260H191ZM200 259V258H199ZM204 259V258H203ZM202 259V260H203ZM208 259V261H209ZM210 259V260H211ZM220 261L222 262L221 258H219ZM115 260V261H116ZM193 260V259H192ZM114 261V262H115ZM117 261V263H118ZM156 261V263H154ZM168 261V260H167ZM187 261V260H186ZM204 261V260H203ZM213 262H215L214 260H212ZM172 262V261H170ZM174 262V261H173ZM189 261H187L188 263ZM191 262V261H190ZM194 262V261H193ZM192 262V263H193ZM199 262V261H198ZM201 262V260H200ZM199 262V264H200ZM205 262V261H204ZM220 262V263H221ZM22 263V262H21ZM119 263V264H120ZM183 263V262H181ZM185 263V262H184ZM183 263V264H184ZM212 263V262H211ZM122 264V263H121ZM167 264V263H165ZM173 264V263H172ZM175 264V263H174ZM180 264V263H179ZM191 264V263H190ZM196 264V263H195ZM202 264V263H201ZM207 264V263H206ZM210 264V263H209ZM214 264V263H212ZM217 264V262H216ZM223 264V263H221ZM239 264V263H238Z\"/></svg>",
	"mask_w": 264,
	"mask_h": 264
}]
</instances>
